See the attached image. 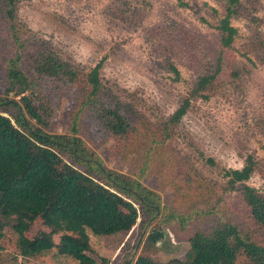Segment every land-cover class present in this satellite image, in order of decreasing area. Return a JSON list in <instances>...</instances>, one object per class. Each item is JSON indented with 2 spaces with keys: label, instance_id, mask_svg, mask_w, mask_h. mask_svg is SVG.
I'll list each match as a JSON object with an SVG mask.
<instances>
[{
  "label": "trees",
  "instance_id": "obj_1",
  "mask_svg": "<svg viewBox=\"0 0 264 264\" xmlns=\"http://www.w3.org/2000/svg\"><path fill=\"white\" fill-rule=\"evenodd\" d=\"M217 1L223 14L211 34L176 21L147 28L176 79L180 71L174 60L195 73L175 111L150 122L104 87L100 64L85 71L61 59L29 36L18 16L20 0H0V264H33L46 256L55 264H96L88 253L94 251L91 235L109 238L135 225L142 251L123 264H264V195L246 183L257 167L255 155L248 154L241 168L224 171L221 196L212 200L209 186L170 144L174 127L194 100L208 99L225 86L240 90L242 76L250 73L232 52L238 33L232 20L243 17L256 27L259 20L243 0ZM108 10L127 23L145 17L127 0H113ZM254 37L259 48L264 46L260 31ZM66 100L69 133L47 132ZM84 131L92 140L114 141L126 155L142 153L146 168L161 165L178 204L206 202L181 219L186 227L192 225L186 259L161 261L148 253L163 237L162 221L170 223L172 215L157 192L105 165L80 136ZM232 190L238 193L229 198ZM36 219L50 231L29 237ZM4 238L17 250L14 254L2 249Z\"/></svg>",
  "mask_w": 264,
  "mask_h": 264
},
{
  "label": "rangeland",
  "instance_id": "obj_2",
  "mask_svg": "<svg viewBox=\"0 0 264 264\" xmlns=\"http://www.w3.org/2000/svg\"><path fill=\"white\" fill-rule=\"evenodd\" d=\"M112 1L20 0L18 16L30 29L29 36L49 46L61 59L85 71L100 64V78L106 89L150 122H160L178 107L195 73L174 60L180 71V77L176 79L156 53L155 40L148 37L147 28L158 22L176 21L211 34L223 14L222 6L217 0H127L131 7L145 12L143 20L133 24L109 12ZM243 2L259 24L257 27L251 25L243 17L232 20L238 30L232 52L236 63L247 65L250 73L242 76L240 90L225 86L208 99L194 100L174 127L170 140L186 164L209 186L212 200L221 196L226 182L224 171L241 168L251 153L257 159V167L246 183L264 195V46L259 48L254 37L258 30L264 39V1ZM3 71L1 61L0 75ZM2 86L0 76V94ZM69 103V100L62 103L47 132L69 133ZM80 136L109 168L137 178L157 192L172 215L170 223L162 221L163 237L148 253L161 261L186 259L192 225L186 227L181 224V219L186 220L188 213L205 206L206 202L178 204L169 177L160 173L161 165L150 164L147 169L142 164V153L126 155L125 150L112 140H92L88 131ZM142 169H145L143 173ZM227 193L232 198L238 191ZM49 231L40 219H36L26 234L33 237ZM139 237L138 225L126 234L109 238L91 235L94 251L88 253L96 264L101 263L100 258H105L109 264H123L142 251L143 243H139ZM1 246L9 255L17 251L5 238ZM48 258L30 262L55 264ZM19 260L25 261L22 257ZM6 264L12 263L7 261Z\"/></svg>",
  "mask_w": 264,
  "mask_h": 264
}]
</instances>
